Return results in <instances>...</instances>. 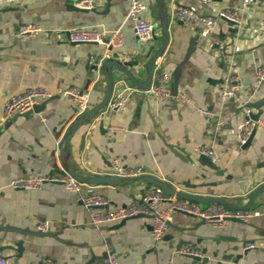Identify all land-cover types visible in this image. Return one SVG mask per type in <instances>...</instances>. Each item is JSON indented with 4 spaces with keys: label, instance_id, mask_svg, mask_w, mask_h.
<instances>
[{
    "label": "crops",
    "instance_id": "1",
    "mask_svg": "<svg viewBox=\"0 0 264 264\" xmlns=\"http://www.w3.org/2000/svg\"><path fill=\"white\" fill-rule=\"evenodd\" d=\"M78 1L24 0L0 8V250L9 257L10 264H42L44 257L57 264H94L105 255L116 256L119 264L167 260L174 264H264V247L250 249L238 262L235 256H224L243 252L247 240L264 241V190L250 206L260 213L248 223L228 220L226 225H214L176 211L165 236L154 240L152 220L147 214L131 217L123 224H119L121 220L94 224L83 201L86 190L69 191L60 182L30 189L10 184L18 175L50 173L61 168L86 176L106 174L117 159L126 166H142L177 190L200 197L197 201L201 205L210 202L211 197H219L244 206L260 187L256 180L264 166V133L256 131L246 145L238 137L237 123L242 118L241 101L250 105L264 95L255 82V69L264 62V0H253L248 6H243L241 0H163L169 19V41L156 64L169 73L166 87L185 91L192 103H180L171 97L157 100L134 92L126 109L111 115L96 114L91 120L86 112L106 93L108 62L116 58L115 49H108L106 43L71 42L59 29L90 26L106 38L113 29L120 28L124 44L119 50L132 55L125 60L139 58L137 66L128 68L140 80L147 78V60L162 45L164 34L157 0H149L148 16L156 30L149 44L139 41L127 17L129 0H95L91 8ZM176 2L210 15L219 6L239 7L238 25L224 21L216 28L226 40V49L208 48L199 25L172 18L170 6ZM29 22L50 31L20 35L19 26ZM193 34L196 45L186 56ZM230 61L242 79L241 99H222L218 95L225 65ZM179 65L180 77L176 81L174 72ZM112 72L113 91L119 78L138 85L116 65ZM34 85H43L54 95L38 100V112L6 117L5 99ZM68 86L89 92L85 112L79 114L69 97L58 93L59 88ZM196 106L207 107L213 114L201 115ZM251 107L253 113L258 111ZM200 143L214 148L218 156L215 167L200 159L196 151ZM88 184L108 200L104 209H114L139 198L148 181ZM40 220L49 222L47 230L39 229ZM180 238L183 243L196 244L207 260L193 262L179 255L174 245ZM18 240L23 241L21 255L14 245Z\"/></svg>",
    "mask_w": 264,
    "mask_h": 264
},
{
    "label": "built area",
    "instance_id": "2",
    "mask_svg": "<svg viewBox=\"0 0 264 264\" xmlns=\"http://www.w3.org/2000/svg\"><path fill=\"white\" fill-rule=\"evenodd\" d=\"M24 0H0V8L14 5ZM243 6H248L253 0H241ZM205 3H211L212 0H203ZM78 4L85 7H94L95 0H79ZM150 9L149 0H129L127 17L132 21L135 33L139 41L143 44L151 43L155 38L154 21L148 16ZM172 18L179 19L186 24L199 25L201 27V38L208 47H218L221 50L226 49L227 43L217 26L227 19L238 25L241 21L240 8L234 6H219L215 14H200L188 5L172 3L170 6ZM228 22V21H227ZM42 31L49 32L50 29L39 23H23L19 26L20 35L36 34ZM62 36L71 42H93L105 43L103 34L90 26H74L59 29ZM107 44V43H106ZM110 44H112L117 58L125 60L132 55L122 53L119 48L124 44V36L120 28L113 29L110 33ZM225 75L222 84L218 88V95L222 99L229 97L241 99L243 96V83L240 74L236 71L232 61L225 65ZM169 80V73L155 63L152 68V77L147 86L131 85L124 78L116 81L115 89L105 106L99 111V115H111L128 107L131 95L134 92H141L145 96H152L160 100L164 98H174L180 103L190 104L192 99L188 93L183 90L172 91L166 87ZM255 82L258 88L264 91V62L257 65L255 69ZM58 93L69 97L71 103L78 109V113H83L88 109L89 92L77 86L61 87ZM54 95L50 89L43 85L29 86L26 89L9 95L3 105L4 115L11 116L15 113H23L31 109L40 98H47ZM242 118L237 123L238 137L241 142H246L253 130H260L264 133V115L254 118L253 108L245 101H241ZM196 110L201 115L210 116L212 111L203 106H196ZM221 123V119L219 122ZM115 129L114 126L111 127ZM198 153H205L213 162L218 160L214 148L208 143H200L196 146ZM105 172V171H104ZM106 174L115 176H138L146 174L147 171L142 166H126L114 159ZM257 186L264 185V166L260 169L257 176ZM60 182L64 187L73 192L86 190L83 197L84 204L90 210L91 221L99 225L112 221L134 216L139 213L150 215L152 220L151 234L154 240H159L165 236L169 222L174 212L190 213L198 219H205L214 225H226L230 218H239L244 222H249L252 217L260 213L254 208L233 207L221 201H210L201 205L198 201L178 194L167 193L162 186L148 182L142 195L129 201L126 205L114 209H104L108 200L103 195L94 191V188L87 182L75 177L65 168L55 170L50 173L34 172L26 175H18L11 179L10 184L15 188H40L46 183ZM168 202V204H167ZM39 229L47 230L49 222L40 220ZM264 247V241L247 240L244 249ZM179 255L194 254L202 255L201 249L193 242H185L179 248H176ZM0 264H10V259L0 250ZM42 264H57L48 257L42 259ZM94 264H119L118 258L114 255H105L94 260ZM155 264H174L173 260L160 261Z\"/></svg>",
    "mask_w": 264,
    "mask_h": 264
},
{
    "label": "water",
    "instance_id": "3",
    "mask_svg": "<svg viewBox=\"0 0 264 264\" xmlns=\"http://www.w3.org/2000/svg\"><path fill=\"white\" fill-rule=\"evenodd\" d=\"M218 1H220V0H218ZM157 3H158L159 16H160V19H161L162 30H163V34H164V41H163L162 45L156 51H154L149 56V58L147 60V63H146V66H147V78L144 79V80L138 79L135 76V74L132 71H130L129 68H128L129 66H134V65L137 66L139 64V58H135L133 60H119L116 57L117 54L114 53L116 58L114 60H111V61L108 62V65H109V81H108V87H107L106 93H105L104 97L102 98V100L99 103H97L96 105H94L93 107H91L90 109L87 110L86 114L88 115V119H90V120L93 119V117L96 114L99 113V111L105 106V104L108 102L109 98L111 97V95L113 93L114 82H115V79H114V76H113V72H112V66L113 65H116L117 67H119V69L121 71H123L127 75V77L132 82H134L135 84H138V85H141V86H147L148 83L150 82L151 77H152V68L155 65L156 60L158 59V57L163 53V51L166 48V45H167V43L169 41V19H168V15L166 13L165 6L163 4V0H157ZM70 6L72 8H76V9H84L83 7H79V6L74 5V4H70ZM227 21L229 23L233 24V25L235 24V22L232 21V20L227 19ZM234 29H235V27H232V30H234ZM104 41H105V43H107L108 49L113 50V46H112V44H110V36L104 38ZM195 41H196V34H193V37H192V39L190 41V46L188 48L186 56H189L191 51L194 50L195 45H196ZM77 43H82V42H77ZM91 43H94V44H97V45L99 44L96 41H93ZM97 60L99 61V58H97ZM180 70H181V66L179 65L175 69V72H174L176 81H178V79L180 77ZM177 89L178 88H176V90ZM250 105L258 109V111L256 113L252 114V116L254 118H258L261 115L262 111H263L264 95L261 98L257 99L256 101L251 102ZM76 109H77V107H76ZM40 110L41 109H39V106L36 104L31 109H29L28 111L23 112V113H17V114H22L24 116H27V115H31L33 112H38ZM255 133H256V129L253 130L252 134L250 135V137L245 142L246 145L251 142V140L254 137ZM170 147L176 153H179V149H177V147H175L174 145H170ZM199 157H200V159L202 161H204L209 166L215 167V162H213L211 160V158L208 155H206L205 153H200ZM68 171L71 172L78 179H80V180H82L84 182H87V183H91V182H103V183L104 182L105 183L106 182H121V181H124V180H139V179H143V180H146L148 182L155 183V184H158V185L162 186L163 189L169 194H175L176 193V194H178L180 196L188 197V198H191V199L196 200V201L197 200H201L200 197L193 196V195H187L186 193L177 190L174 186H171V185L167 184L166 182L162 181L161 179H158L157 177H155V176H153V175H151L149 173L141 174V175H138V176H125V177H122V176H115V175H111V174H98V175L86 176V175H81V174H79V173H77V172H75L73 170H69L68 169ZM263 190H264V185H261L260 187H258L252 193L250 201L244 206H238V205L231 204V203H229V202H227L224 199L219 198V197H211L210 199H211V201L224 202V203H226V204H228L230 206H233V207L249 208L252 205V201H253L254 197L258 193L263 191ZM185 214L192 216V214H190V213H185ZM144 215H146V214L139 213V214H136V215L131 216V217H138V216H144ZM131 217L122 219L119 224L125 223L127 221V219H129ZM230 220H236V221H240V222H243V223H248V222L242 221L239 218H230ZM205 221H206L205 219H201L200 220V222H205ZM17 231H19L20 233H25V231H22L21 229H18ZM183 242H184V239L180 238L178 240V242L174 245V247L175 248H179L183 244ZM14 245L17 247L16 249L18 251V254L21 255L23 253V250H24L23 241L22 240H18V241L15 242ZM5 246H13V245H5ZM1 248L2 247H0V249ZM232 248L236 249V247H232ZM249 250L250 249H244L243 252L237 253L235 255L233 253H231V254L230 253H225L224 256L228 257V258H232L233 256H235L234 261L238 262L240 258H242V257L247 255ZM205 251H206V249H203V252H205ZM185 256L191 258L193 262L206 261L207 260V257L201 256V255L185 254Z\"/></svg>",
    "mask_w": 264,
    "mask_h": 264
}]
</instances>
